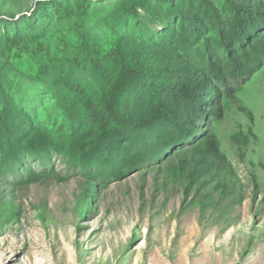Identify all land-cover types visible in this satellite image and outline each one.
<instances>
[{
    "label": "rangeland",
    "instance_id": "1",
    "mask_svg": "<svg viewBox=\"0 0 264 264\" xmlns=\"http://www.w3.org/2000/svg\"><path fill=\"white\" fill-rule=\"evenodd\" d=\"M48 1L0 0V264H264V69L238 103L222 98L223 121L210 120L230 165L196 172L200 138L162 150L152 132L88 154L83 109L56 86L67 78L105 95L78 33L103 52L121 36L170 46L207 71L204 44L176 39L179 18L158 0L135 15L123 10L131 0H55L59 12ZM172 1L207 18L202 0ZM14 35L28 41L9 51ZM206 36L224 59L209 25ZM35 131L54 146L21 148ZM251 131L258 139L246 146L233 141Z\"/></svg>",
    "mask_w": 264,
    "mask_h": 264
},
{
    "label": "trees",
    "instance_id": "2",
    "mask_svg": "<svg viewBox=\"0 0 264 264\" xmlns=\"http://www.w3.org/2000/svg\"><path fill=\"white\" fill-rule=\"evenodd\" d=\"M81 1L83 5L86 0ZM158 1L167 3L169 14L179 18L180 37L176 39L194 37L203 41L207 71L170 46L149 47L121 36L115 48L103 52L90 35L78 33L79 53L93 76L103 83L105 95L97 99L67 78H59L56 86L65 99L83 109L86 127L82 140L86 141L88 154L122 144L136 132H152L162 150L200 138L195 168L205 174L214 165H230L210 124V120L219 123L224 119L222 98L238 103L236 94L264 69V0H223L221 10L209 0H202L206 19L172 0ZM45 5L56 12L62 8L55 0ZM146 5V0H131L123 10L135 15ZM39 11L47 13L41 7ZM208 25L218 34L224 59L206 36ZM26 41L28 38L14 35L7 40L8 50H17ZM134 92L139 94L138 102L127 100ZM2 97L0 91V100ZM239 111L254 122L249 109L239 106ZM250 136L258 139L251 131L249 135L241 132L233 136V141L242 148ZM19 146L35 151L53 147L54 143L35 131Z\"/></svg>",
    "mask_w": 264,
    "mask_h": 264
}]
</instances>
